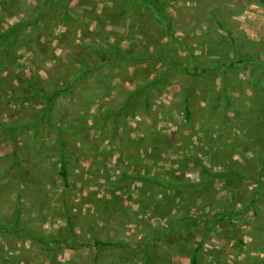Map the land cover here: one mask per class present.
<instances>
[{
    "label": "rangeland",
    "instance_id": "obj_1",
    "mask_svg": "<svg viewBox=\"0 0 264 264\" xmlns=\"http://www.w3.org/2000/svg\"><path fill=\"white\" fill-rule=\"evenodd\" d=\"M43 1L0 5V30L29 18ZM66 4V22H60L61 3L38 28L19 30L13 48L18 60L6 63L9 69L0 57V217H18L43 238L39 243L22 232L0 235V264H190L206 237L199 264H264V157L258 156L264 152V69L254 86L246 66L228 70L235 101L225 119L220 103H210L223 80L217 71L192 79L193 68L180 66L146 100L140 85L160 64L98 66L96 57L118 39L131 38L128 46L136 54L166 43L148 21V8L125 1L115 9L109 0ZM163 6L183 41V62L193 54L194 63L205 67L232 55L211 10L241 52L252 51L255 61L264 62V36L246 33L264 31V6L257 0H167ZM86 65L92 69L80 82L48 104L30 94L29 82L50 94ZM61 152L67 153L66 179ZM119 164L128 171L184 177L196 186L157 191L129 181L117 188L108 179L118 174ZM204 167L230 173L206 178ZM237 169H244L242 177ZM224 209L231 216L220 221ZM95 239L112 245H95Z\"/></svg>",
    "mask_w": 264,
    "mask_h": 264
},
{
    "label": "trees",
    "instance_id": "obj_2",
    "mask_svg": "<svg viewBox=\"0 0 264 264\" xmlns=\"http://www.w3.org/2000/svg\"><path fill=\"white\" fill-rule=\"evenodd\" d=\"M12 2L15 0H0V5L8 4V2ZM108 1V0H107ZM129 5H134L136 7H145L148 8V21L152 22L153 25H155V28L158 27L162 31V34L166 40V43H155L157 47H155L154 51H152L149 54H136L129 49V42L131 41V38H128L126 40L127 43L123 42L122 39H118L114 42H112L110 45L108 44L104 49L98 50L99 54L97 55V65H108V66H122L126 63L130 62H136L145 65L158 63L160 64L159 67H156L154 71V75L151 79L144 80L142 85H140V91H142L143 96L145 99H148V95L151 93V90H158L161 86V81L167 76L170 72H174L177 69L179 70V67L182 66V70H188L189 67H192V71H189V74L191 75L192 79L195 78V76H199L201 73H205L208 75V73L211 74V72H218L223 78L222 82L217 86V90L214 91V96L211 99L210 103L211 105L220 103V109L221 114L223 118L225 119L226 113L232 109V105L235 101L233 96L231 95V86L229 84V81L227 80V73L229 69H236L240 68L242 65L246 66L247 70L249 71V82L254 86L257 84L256 80V74L258 70L264 69V62L255 61L252 58V51L248 53L241 52L240 49H238V46L235 45V41L233 40V37L230 33V29L226 28L223 25V21L217 16L215 10H211L212 19L215 21V24L217 27L222 28L227 33L228 39L230 41L228 52H231V56L227 55L224 59H218L214 64L206 65L205 67L201 66L198 67L196 63H194V55L188 54L189 59L188 61L183 62L182 59V51L184 50V44H182L183 41H181L180 38L176 37L173 33L172 27H171V20L170 15H167V13L164 10L165 2L167 0H125ZM125 1L123 0H109V3L112 5V8L117 7H124ZM160 1V4H163L159 9H157L158 2ZM148 2V3H146ZM63 3L64 5V11L61 14L60 22H66L71 16L67 13V4L66 0H44L42 4L38 5L34 11V13L29 17L25 19H21L15 23H12L9 26H6L0 30V57L4 58L6 57L5 61L1 60V64H6L10 67L11 64H13L15 61H17L18 57H16V50H14V43L18 38V33L20 32L22 28H24L26 25L30 26H36L38 28L39 24L46 18V16L50 13V9H52L55 6H59V4ZM257 3L259 5L264 6V0H257ZM117 6V7H116ZM117 10H122V9ZM49 11V12H48ZM158 12V15H156V12ZM130 17V16H129ZM45 21H43L44 24ZM42 28V26H40ZM151 33L153 34V29H151ZM125 41V40H124ZM125 43V45H123ZM166 44L168 48L165 50L162 47ZM90 50L95 52V48L92 46L90 47ZM5 54V55H4ZM226 55V54H224ZM9 56L11 59H8ZM165 58V60H163ZM10 62V63H8ZM3 65V66H4ZM5 65V68L9 69ZM92 68L88 67L87 65L84 68H77L72 73L68 75V77H64V84L51 92L50 94H44L40 93L35 89L33 86L37 83V81L29 82L32 87L31 89V95L36 97L40 94V97L43 96V99L48 104V99L53 100L59 93L68 91L70 87L77 85L80 82V79L83 75H85L89 70ZM194 83V82H193ZM192 87V84L190 85V88ZM26 97V94L23 96ZM47 98V99H46ZM26 99V98H24ZM184 100L183 103V112L186 119L189 121L190 115H191V109L189 106V98L185 94L182 98ZM260 102V100H259ZM210 108V105L207 107ZM120 110V109H118ZM123 110V109H122ZM43 116L40 118V123L43 124V119H46L47 109H42ZM258 115V113H256ZM259 116V115H258ZM263 121V120H262ZM260 122V121H259ZM264 122V121H263ZM261 123V122H260ZM15 126V125H14ZM12 126L11 128H13ZM264 126V123L262 124ZM59 128V129H58ZM58 130V133L62 131L61 127H56V131ZM264 140V139H263ZM13 141V140H12ZM264 142V141H262ZM64 147L61 145V149ZM258 155V151L256 152ZM67 156V153L61 154L58 156V158L61 161V174L64 179H66V169L63 165V160ZM264 157V152H260V155ZM257 159H262L261 157ZM263 161V160H262ZM264 167V164H263ZM119 171L118 174L108 179V182L112 186H116L117 188L122 187L129 181H137L143 185H145L147 188H153L155 190H183L186 188L194 187L196 184L192 181H189L188 179L184 177H177L173 175H168L166 177H163L161 175H155L150 173H139L134 171H128L126 164H119L118 167ZM205 169V170H204ZM203 174L204 176H207L206 178L211 177H223L228 176L230 172L225 171H212L208 169L207 167H204ZM244 169H237L234 171L237 175L243 176ZM259 185V184H258ZM250 205L253 207V203L250 202ZM243 211V210H242ZM241 211V213H242ZM231 216V213L229 210L224 209L222 211V218L227 219ZM212 226L208 228L210 230ZM22 232L30 239H33L35 241H38L41 243L43 241V238L38 236V234L34 231L26 229L18 217L14 218L13 222H8L5 218L0 217V235H8L10 233H18ZM210 232V231H209ZM211 233V232H210ZM230 233L232 236V239L235 238L234 233V226H230ZM207 240V237L204 238L200 244L195 248L194 253L192 254V257L190 259V264H199V248L203 244L204 240ZM53 240V239H52ZM95 245L99 246H109L112 245L111 242H105L103 240H94Z\"/></svg>",
    "mask_w": 264,
    "mask_h": 264
},
{
    "label": "crops",
    "instance_id": "obj_3",
    "mask_svg": "<svg viewBox=\"0 0 264 264\" xmlns=\"http://www.w3.org/2000/svg\"><path fill=\"white\" fill-rule=\"evenodd\" d=\"M246 13V12H245ZM245 16V14H244ZM247 34H249L248 36L250 38H253V37H261V36H264V31L260 30V28H257V29H250L248 30V32H246Z\"/></svg>",
    "mask_w": 264,
    "mask_h": 264
}]
</instances>
